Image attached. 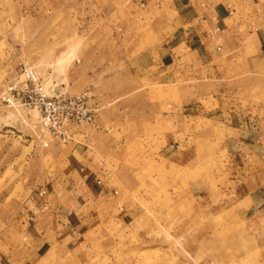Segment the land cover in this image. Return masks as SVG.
Instances as JSON below:
<instances>
[{
    "label": "rangeland",
    "instance_id": "rangeland-1",
    "mask_svg": "<svg viewBox=\"0 0 264 264\" xmlns=\"http://www.w3.org/2000/svg\"><path fill=\"white\" fill-rule=\"evenodd\" d=\"M32 1L8 29L0 0V204L29 206L40 190L43 212L73 203L82 186L69 187L65 160L76 150L100 166L108 192L83 212L91 240L79 264H264L261 213L226 200L241 180L231 161L259 154L257 117L215 114L228 103L217 109L193 84H171L163 100L156 68H145L176 25L170 0H43L41 16ZM242 2L259 10L258 0ZM118 45L127 51L119 55ZM106 57L131 67H104ZM24 68L49 95L86 93L95 123L76 127L66 144L53 140L27 104ZM229 119L242 133L226 129ZM240 135L251 147L232 144Z\"/></svg>",
    "mask_w": 264,
    "mask_h": 264
},
{
    "label": "crops",
    "instance_id": "crops-1",
    "mask_svg": "<svg viewBox=\"0 0 264 264\" xmlns=\"http://www.w3.org/2000/svg\"><path fill=\"white\" fill-rule=\"evenodd\" d=\"M25 1L7 0L8 7L2 12L1 20L8 29L13 18L18 20L27 13L23 10ZM32 2L34 7L37 5L39 8L34 14L41 16L45 1ZM170 4L176 25L172 32L169 31V36L161 41V46L156 50L158 56L151 58L149 63L146 61L145 68H156L157 77L161 78L159 83L163 100H169L167 89L171 84L179 87L193 84L195 90L200 86L208 89L198 96L209 98L217 104L228 103L226 112L220 109L215 114L229 118L239 116L241 120L249 119V116L257 117L253 129L259 136L256 140L259 154L255 158L248 152L231 161L235 165L233 171L241 180L232 181H237L239 185L226 192V200L231 205H246L245 212L261 213L263 224L260 231L263 229L264 236V0H258L259 10L254 6H245L242 0H170ZM10 7L13 13L9 11ZM230 10L233 11L232 15L228 13ZM136 15L137 12L133 10L131 17L136 18ZM144 20L151 23L153 13H146ZM248 25L252 26L251 30ZM115 51L122 55L127 50L118 45ZM145 52L153 56L152 50ZM99 62L104 67H131L129 61H122L121 58L113 60L106 57ZM217 104L216 108L219 109ZM225 127L230 132L242 133L231 119L226 121ZM230 141L239 148L251 147L243 135ZM81 160L76 150L70 152L65 160L68 171L66 178L71 180L69 187H73L76 181H80L82 186L73 203L54 204L49 212H40L39 199L32 197L27 203L29 206L0 204V264L81 262L86 240H91V236H83L84 232H88L82 228L85 219L83 212L90 201L108 196L105 190L107 177H104L100 166L95 161ZM208 200L203 204H209V211H213L217 204L212 206L211 199ZM30 214H35V219L28 222L26 216Z\"/></svg>",
    "mask_w": 264,
    "mask_h": 264
},
{
    "label": "built area",
    "instance_id": "built-area-1",
    "mask_svg": "<svg viewBox=\"0 0 264 264\" xmlns=\"http://www.w3.org/2000/svg\"><path fill=\"white\" fill-rule=\"evenodd\" d=\"M24 75L26 86L30 89L26 94L27 104L37 111L40 129L48 132L53 140L66 144L73 139L76 127L95 123L96 111L88 106L86 93L76 96L49 95L30 70L24 68ZM44 197L45 191H38L36 198L40 200L41 212L49 209ZM29 219L33 221L35 214H30Z\"/></svg>",
    "mask_w": 264,
    "mask_h": 264
}]
</instances>
